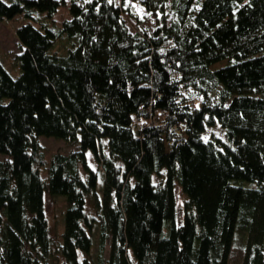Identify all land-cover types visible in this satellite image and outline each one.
I'll use <instances>...</instances> for the list:
<instances>
[{
	"label": "trees",
	"instance_id": "trees-1",
	"mask_svg": "<svg viewBox=\"0 0 264 264\" xmlns=\"http://www.w3.org/2000/svg\"><path fill=\"white\" fill-rule=\"evenodd\" d=\"M132 2L151 31L125 0H0L27 20L20 73L0 60V264H229L237 234L264 264V0ZM43 137L75 149L46 159Z\"/></svg>",
	"mask_w": 264,
	"mask_h": 264
},
{
	"label": "rangeland",
	"instance_id": "rangeland-1",
	"mask_svg": "<svg viewBox=\"0 0 264 264\" xmlns=\"http://www.w3.org/2000/svg\"><path fill=\"white\" fill-rule=\"evenodd\" d=\"M6 2H10L12 0H4ZM69 1V0H67ZM83 1V0H82ZM134 0H125L126 5H130L131 11L136 15V17H132L128 15L126 12H123L122 17L125 20V23L131 32L135 31H151L154 26L153 16L149 13L142 10L136 2H132ZM68 8L67 6H60L57 12L54 14L53 19L56 20L57 23L61 22L64 18H68ZM54 20V21H55ZM27 20L17 15L11 19H0V60L6 70L12 76H17L20 71L19 67L13 62V56L18 52L17 46V38L15 37V29L23 24L26 23ZM69 41L62 39L56 42L54 46V51L58 53H64L66 49L69 47ZM39 142L42 146V152L46 159L50 156L54 155L55 153H64L67 154L68 152L75 149V144H67L65 141L56 138H41ZM5 158V156H0V159ZM92 167H96L92 161H90ZM98 178L99 180L102 178L101 171L96 167ZM40 172L43 176L46 174V170L44 167L40 169ZM101 185L102 181L99 182L97 186V192L101 193ZM177 200L178 204L182 199V195L180 190L177 189ZM92 208L89 207L88 211L91 214H96L95 211L91 210ZM63 210V202L60 197H52L48 193L44 194V214L48 223L49 230L52 234V241L56 243L59 241V234L62 231V213ZM94 241L93 250L91 252V258L95 259L97 254V245H98V237H97V230L94 231V236L92 237ZM109 250V243L105 244L104 249V257H107ZM244 256V243L241 234L235 235L233 238L232 246L228 256V263L229 264H242ZM55 258V253L54 257ZM61 261V258H58ZM47 264H52L51 260L48 261Z\"/></svg>",
	"mask_w": 264,
	"mask_h": 264
},
{
	"label": "snow or ice",
	"instance_id": "snow-or-ice-1",
	"mask_svg": "<svg viewBox=\"0 0 264 264\" xmlns=\"http://www.w3.org/2000/svg\"><path fill=\"white\" fill-rule=\"evenodd\" d=\"M109 2H111V0H109Z\"/></svg>",
	"mask_w": 264,
	"mask_h": 264
}]
</instances>
